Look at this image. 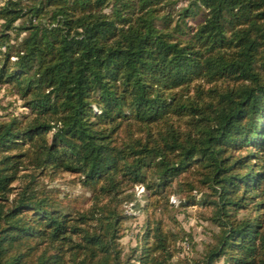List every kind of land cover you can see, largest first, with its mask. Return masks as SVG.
Listing matches in <instances>:
<instances>
[{
    "label": "trees",
    "instance_id": "1",
    "mask_svg": "<svg viewBox=\"0 0 264 264\" xmlns=\"http://www.w3.org/2000/svg\"><path fill=\"white\" fill-rule=\"evenodd\" d=\"M0 96V264H264V0H0Z\"/></svg>",
    "mask_w": 264,
    "mask_h": 264
},
{
    "label": "rangeland",
    "instance_id": "2",
    "mask_svg": "<svg viewBox=\"0 0 264 264\" xmlns=\"http://www.w3.org/2000/svg\"><path fill=\"white\" fill-rule=\"evenodd\" d=\"M3 95V94H2ZM9 104H12L9 106ZM0 106L5 108V110L0 109V113H6L7 111H15L20 112L23 111L20 108L19 101L16 102L14 97L11 96H0ZM70 176H65L63 178L58 179L53 186L61 188L66 193L71 196L77 193H80L81 190L79 187H73L67 184ZM142 194H136L137 201L140 205L144 204L145 200L142 198ZM171 203H175V197L170 199ZM132 205L128 206V211L135 215L134 219L126 222V232L125 237L122 239V244L126 249L129 247H134L136 244L135 236L138 232H141V226L143 225L145 213L139 212L136 209L132 208ZM200 210L197 207L189 208L186 211L179 212L176 214L177 220L181 223L183 229L189 233L191 238L190 246L184 245V251L180 254V257H196L202 249L203 245L210 241L211 233L216 231V229L209 224L200 219L199 212Z\"/></svg>",
    "mask_w": 264,
    "mask_h": 264
},
{
    "label": "built area",
    "instance_id": "3",
    "mask_svg": "<svg viewBox=\"0 0 264 264\" xmlns=\"http://www.w3.org/2000/svg\"><path fill=\"white\" fill-rule=\"evenodd\" d=\"M143 191H144V189H143L142 186H138V187H136V193H137L138 195L141 194V193H143Z\"/></svg>",
    "mask_w": 264,
    "mask_h": 264
}]
</instances>
